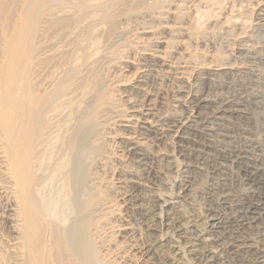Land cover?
I'll return each instance as SVG.
<instances>
[{"label":"bare ground","instance_id":"1","mask_svg":"<svg viewBox=\"0 0 264 264\" xmlns=\"http://www.w3.org/2000/svg\"><path fill=\"white\" fill-rule=\"evenodd\" d=\"M203 4L0 0V264H264V133L215 127L247 99L207 96L198 48L247 17Z\"/></svg>","mask_w":264,"mask_h":264},{"label":"rangeland","instance_id":"2","mask_svg":"<svg viewBox=\"0 0 264 264\" xmlns=\"http://www.w3.org/2000/svg\"><path fill=\"white\" fill-rule=\"evenodd\" d=\"M204 1H205V4H203V7L205 8V9L203 8L204 10H206V7H207V10H214V12H217V13H221V10H223L222 11L223 15L220 14L221 17H223L225 14H228L231 10L242 11V13L247 17L246 25L240 26V28L236 29V30H233L230 27L227 28V27H219V26H217L215 28H210V27H213L216 25L207 23L206 26L208 29H206V30L204 29V31L207 32V35H205L206 41H207V44L209 45V47H214V49L212 52H209V48L207 46H204L203 43H200V46L198 47V48H200L199 51H201V54L207 56L206 57V59H207L206 63H208L211 59L209 57L210 53H215V55H216V57L213 58L214 61L211 64L212 68L210 69V72L215 73L214 74L215 75V82L217 84L216 86L218 89L216 88L215 85H214L215 87L211 86L210 87L211 89L209 88V90L206 93L207 96L210 99H213L217 96H223V95H226L229 98H231V97L232 98L244 97L245 99H247L246 102L244 103V105L241 107V112L239 115H235V116L229 118L227 121H220L222 126H216V124H218V121H214L215 127L216 128L221 127V130H223L222 132H224V131L228 130L226 128H228V127L231 128V126L234 125L235 127H238V128L244 127V128L249 129V130H252L251 132H253V133H264V21H260V22L255 21L253 15H251L252 12L254 10H256L259 0H204ZM208 1H210V2H208ZM249 14H250V16H249ZM257 24L260 25L261 27L260 26L258 27ZM243 33L244 34L246 33V35H244ZM240 34L243 36L241 37ZM239 35H240V37H239ZM241 44H243L244 47H242L243 45H241ZM247 46H249L250 48ZM161 47H163V46H161ZM243 48H245V49L248 48V50H244ZM225 51H226V53H225ZM228 53L231 55L230 56L231 58H229V60L226 59L227 62H226L225 58L221 59V60L218 59L219 55L229 56ZM232 61H233V63H232ZM225 62L229 63V64L232 63L231 65L233 66V69L228 71V72H223V73L219 74L218 73L219 71H216L217 70L216 66L218 64L225 63ZM200 66H201L200 64H196V67H195L196 69L193 71L195 73V75L198 74L199 71H201V69H199ZM200 75L202 76V74L200 73L198 76V78L200 79V80H198V83H204L203 76L200 77ZM202 85L203 84H201V86ZM220 87H222V88H220ZM252 94L257 95V98L256 99L250 98L252 96ZM247 125H249V126H247ZM262 130H263V132H262ZM235 133H237V132H235ZM235 144L236 145H234V146H241V144L238 143L237 141ZM222 147H225V145H222ZM261 149L264 150V145H262ZM260 153H262L264 155V151H261ZM221 174H223V173L214 174V175H212V177L213 178L216 177L215 181H217L219 179H220L219 181H221L224 178V175H221ZM231 174L233 176L226 175V179H227V183L229 182L228 184H232V186L230 185V187H229V191L231 190L229 192L230 198L232 199V202L236 203L237 202L236 199L239 200L244 187L242 186V184L239 181L240 176L236 172V169H233ZM191 175L193 177L192 178V181H193L192 188H194V190L195 189L196 190L201 189L203 184L206 182L207 177H208L206 175V173L199 172L198 170H193ZM108 178H109V176H108ZM213 178H212V180H213ZM231 181H233V182H231ZM198 197H196L197 203L201 204L202 201H200V197L199 198ZM186 200L190 201L189 199H187V197H186ZM219 210L221 212L222 209H219ZM221 213H225L226 217H229L231 214L230 211L224 212L223 210ZM223 231L225 233H227V236H228L227 238H232V237H236V236L248 237V236H253V234H254V231L251 228L236 229L235 227H232V229H231V228L226 226Z\"/></svg>","mask_w":264,"mask_h":264}]
</instances>
